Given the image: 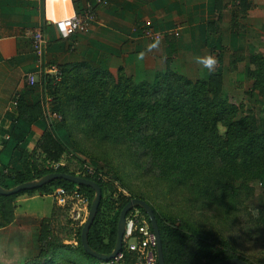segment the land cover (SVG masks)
I'll use <instances>...</instances> for the list:
<instances>
[{"label": "crops", "instance_id": "1", "mask_svg": "<svg viewBox=\"0 0 264 264\" xmlns=\"http://www.w3.org/2000/svg\"><path fill=\"white\" fill-rule=\"evenodd\" d=\"M91 8L96 14L91 31L62 37L57 22ZM28 28L45 33L46 60L65 73L122 70L135 81H152L157 72L173 71L193 81L215 73L223 87L238 79L247 86L251 57L264 55V0H0V172L8 175L25 170L22 151L39 153L50 129L46 119L33 115L43 82L41 77L36 85L28 82L27 75L37 70L24 36ZM146 29L161 38L146 36ZM153 43L157 46L149 48ZM209 54L217 59L212 72L195 60ZM54 189L8 203L10 222L0 228V248L24 247L17 251L21 264L42 258L47 243L56 241L54 213L63 209ZM60 245L54 257L84 261L74 236Z\"/></svg>", "mask_w": 264, "mask_h": 264}, {"label": "rangeland", "instance_id": "2", "mask_svg": "<svg viewBox=\"0 0 264 264\" xmlns=\"http://www.w3.org/2000/svg\"><path fill=\"white\" fill-rule=\"evenodd\" d=\"M110 75L104 86L100 85L101 77L93 81L87 74L41 76L40 103L33 115L46 119L49 131L54 133L47 146L46 152L52 148L48 162L52 166L68 163L75 170L78 160L84 165L82 171L93 170L103 176L105 197L116 206L125 195L143 196L157 207L170 229L184 232L196 228L217 246L227 242L238 255L264 264V169L246 172L223 159L227 152L223 130L217 142L170 139L168 146H163L165 140L153 139L157 131L151 132L147 120H143L146 133L141 135L136 133L138 128L130 131L129 125L110 122L122 113L108 103L106 87L128 79L127 74ZM240 82L238 79L232 82L234 86H225L220 92L214 87L212 99L239 106L240 117L249 116L259 129L264 95L253 91L250 81L247 86ZM156 125L162 127V119L158 118ZM58 146L68 153L54 162ZM40 152L32 155L33 162L42 164L40 158L45 153ZM209 184L214 187L207 189ZM117 210L106 214L112 225ZM108 237L106 233L100 245L108 243ZM23 249L1 247L0 264H21L22 255L17 251ZM80 262L89 264L88 260Z\"/></svg>", "mask_w": 264, "mask_h": 264}, {"label": "trees", "instance_id": "3", "mask_svg": "<svg viewBox=\"0 0 264 264\" xmlns=\"http://www.w3.org/2000/svg\"><path fill=\"white\" fill-rule=\"evenodd\" d=\"M251 63L252 67L248 68L247 77L252 81L253 91L264 95V55H253ZM63 72L66 75H73V77L81 73H65V70ZM118 74L126 75L122 70ZM87 75L93 81H97L101 77V86L106 85V79H108V76H111L108 71L94 70L88 71ZM220 78L219 75L214 73L209 80L193 81L173 71L157 72L152 81L139 79L140 81L138 82L132 76H128L126 82L123 83L121 80L118 83L113 82L106 87L109 89L107 98L109 97L110 101L108 103L118 110L119 113H122V116L116 120H113L114 117H112L110 122L119 123L124 127L129 125L130 131L138 128L136 133L137 135H141L146 133L145 129L147 125H144L143 120H147L150 123L151 132L157 131L153 139L162 138V140H165L163 146H168L170 139L181 141L183 139L189 142H193V140L198 142L207 140L217 142L218 139H221L219 135L223 130L227 148L226 156L223 159L235 167L240 166L246 172L264 169V116L261 127L258 129L254 127L252 118L244 115L240 117L241 111L239 106L228 100H213L214 87L217 88L218 92L223 88ZM89 104L91 105L92 103ZM61 106H64V104ZM106 116L109 115L107 114ZM158 118L162 119V127L160 128L156 125ZM161 129L167 130V134L165 132L161 134ZM53 137L54 133L47 131L42 138L39 146L41 149L40 153L42 155L45 153V156L41 155L42 157H39L42 164L33 162L32 155H36L37 152L31 154L23 150L22 163L25 170L11 175L0 172V184L4 187H11L52 172L73 173L97 181L102 188L103 197L98 215L89 233V242L95 250L101 253H111L116 243L118 220L122 208L130 199L135 197L144 199L147 202L149 201L143 196L131 194L130 196L125 195L119 202V206H116V203L113 204L105 197L103 180L97 176L83 174L82 169L84 165L78 160L75 170L71 169L68 163L59 166L58 169H54L48 162L52 148L49 152H46L48 151L47 146ZM156 143H160V141L157 140ZM67 153L66 148L58 146L53 161L58 162L61 156ZM74 186H76L74 183L58 179L37 190L24 191L12 196L0 195V228L10 222L11 209H9L8 203L15 197L35 191H48L57 187L69 189ZM213 187L211 184L207 185V189ZM80 188L89 196L92 202L94 191L85 186H80ZM150 204L158 220L166 264H212L232 257H239L252 264H256L254 261L238 255V251L236 252L227 242H224L222 247L217 246L216 242H211L207 237L208 235L203 236L201 232L196 231V228H191L190 231L184 232L179 228L176 230L174 227L170 229L167 222L159 214L157 207L152 203ZM116 207L118 209L117 215H115L114 220H111L113 222L112 225L106 218V214L113 211ZM141 210L145 212L143 209ZM54 224L56 225V241L48 242L41 253L42 258L35 260L33 264H83L80 262L82 260L79 261L70 255L62 258L54 257L61 246V242L74 236V230L69 226L63 210H55ZM81 230L82 227L77 234V241L84 260H88L89 264H92L94 261L100 264V260L91 257L83 249L80 242ZM106 233L109 234V242L100 245L101 239Z\"/></svg>", "mask_w": 264, "mask_h": 264}, {"label": "built area", "instance_id": "4", "mask_svg": "<svg viewBox=\"0 0 264 264\" xmlns=\"http://www.w3.org/2000/svg\"><path fill=\"white\" fill-rule=\"evenodd\" d=\"M95 17V11L91 8L85 13L76 14L57 22V27L64 38L76 33H89ZM144 33L154 39L161 38L160 34L149 29L144 30ZM24 36L31 43L37 63V70L27 75L29 84L36 85L39 78L46 74L62 75L63 71L59 65L46 60L48 39L45 33L41 30L28 28L24 31ZM13 104L17 105V100H14ZM61 165L56 164L53 168L58 169ZM82 173L104 180L101 174L93 170L85 169ZM54 199L57 206L66 212L67 220L74 230V238L77 242V234L84 225L91 204L89 196L81 190L80 186L76 185L69 189L55 188ZM100 264H158V239L146 212L138 207L128 212L122 249L113 258L102 260Z\"/></svg>", "mask_w": 264, "mask_h": 264}, {"label": "water", "instance_id": "5", "mask_svg": "<svg viewBox=\"0 0 264 264\" xmlns=\"http://www.w3.org/2000/svg\"><path fill=\"white\" fill-rule=\"evenodd\" d=\"M58 179L66 180L78 186L89 187L94 191V197L90 204L84 225L81 230V236H80L81 245L88 255L100 261L102 260L105 261V260H109L113 258L123 247L124 235L126 231V216L131 209L138 207V208L143 209L149 215L152 228L154 229L157 235L158 264H166L164 248H163V241H162V237L160 233L158 220L156 218L152 205L144 199H141L138 197L132 198L122 208L120 215H119V220H118L117 238H116L115 246L111 253H101L95 250L90 245V242H89V233L98 215L99 208L102 202V197H103L102 188L97 181L91 178H88L82 175L73 174V173L52 172V173L45 174L39 178L25 181V182L16 184L11 187H4L0 184V195L1 196H12V195H17L24 191L37 190L47 185L48 183L58 180ZM212 264H252V263L242 258H239V257H232V258H228V259H225L219 262H214Z\"/></svg>", "mask_w": 264, "mask_h": 264}, {"label": "clouds", "instance_id": "6", "mask_svg": "<svg viewBox=\"0 0 264 264\" xmlns=\"http://www.w3.org/2000/svg\"><path fill=\"white\" fill-rule=\"evenodd\" d=\"M157 46L156 43H153L151 45H149V48H155ZM144 58V54L141 53L139 56V59H143ZM196 63L202 65L205 69H208L209 72H212L215 70V66L217 64V59L215 57V55L209 54V55H204V56H197L195 58Z\"/></svg>", "mask_w": 264, "mask_h": 264}]
</instances>
